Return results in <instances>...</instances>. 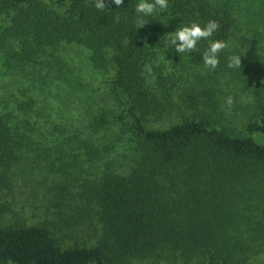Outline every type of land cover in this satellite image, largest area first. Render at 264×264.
<instances>
[{
  "label": "trees",
  "instance_id": "1",
  "mask_svg": "<svg viewBox=\"0 0 264 264\" xmlns=\"http://www.w3.org/2000/svg\"><path fill=\"white\" fill-rule=\"evenodd\" d=\"M63 1L59 10L48 0H0V20L7 19L0 23V60L41 64L47 50L53 53L62 45H75L88 50L95 69L111 66L114 75L109 84L120 112L101 108L87 125L94 138L114 128L130 134L131 166L123 173H104L82 196L101 224L94 245L65 246L43 226L0 227V264H125L175 253L183 260L196 256L205 264H244L253 240L240 229L236 237L232 227L212 223L206 196L209 191L213 196L227 192L225 187L235 178L264 182V82L258 77L249 84L258 95L241 130L225 125L213 98L221 92V82L229 83L227 76L233 81L242 75L226 66L228 56H241L239 48L255 52L248 58L250 72L264 73V0H168L167 10L143 16L147 24L141 28L134 10L139 0H124L121 7L111 4L103 12L94 7V0ZM208 20L220 25L211 39L228 47L219 53L214 71L203 65L190 74L200 84H209L200 87L203 93L190 89L206 97L201 100L203 109L171 122L172 94L183 82L179 72L207 49L208 41L200 40L197 52L178 54L174 46L167 49L168 33L192 22L203 26ZM34 106L30 99L22 108L30 111ZM67 110L76 114L73 107ZM159 122L166 125L150 126ZM16 123L13 113L0 112L4 168L17 161L15 150L27 141ZM78 142L84 143L92 160L113 149L112 144L98 148ZM236 199L225 198L226 206L218 201L217 207L232 210ZM211 210L218 213L215 207ZM206 218L211 220L209 226ZM258 227L264 229V215Z\"/></svg>",
  "mask_w": 264,
  "mask_h": 264
},
{
  "label": "rangeland",
  "instance_id": "2",
  "mask_svg": "<svg viewBox=\"0 0 264 264\" xmlns=\"http://www.w3.org/2000/svg\"><path fill=\"white\" fill-rule=\"evenodd\" d=\"M48 3L59 10L65 4L63 0H48ZM4 21L7 19L0 20V23ZM239 52L241 69L236 70L242 75L233 81L227 76L229 83L221 82V92L213 98L219 112L224 114L225 125L237 130H241L251 116L255 96L258 95L249 85L252 78L260 77L258 79L264 82V73L259 70L250 72L253 67L248 64V58L255 52L245 48H239ZM89 55L88 50L82 47L62 45L53 53L47 50L39 59L41 64L0 60V97L8 101L2 103L0 99V112L13 113L17 121L15 125L27 138L23 147L14 149L17 161L9 168L0 166V227L43 226L65 246L94 245L99 239L101 224L87 210L88 205L82 196L97 184L104 173L117 170L123 173L129 169L132 142L130 134H122L117 128L98 134L96 138L88 129L87 124L96 110L108 107L107 110L114 114L120 112L109 84L114 75L113 68L95 69ZM190 60V65L186 64L183 70H179L180 81L183 82L172 94L174 106L168 113L175 117L171 122L204 107L201 100L206 97L196 95V92L203 93L200 87L207 88L209 84H200L190 75L203 66L202 55H195ZM184 80L188 81L185 83ZM191 86L197 91L191 92ZM228 96L234 98L230 111L225 103ZM30 99L35 101V106L30 111L23 110V103ZM72 107L76 114L71 115L67 110ZM164 125V122H159L150 126ZM68 138H74V142L68 143ZM79 140L91 142L98 148L112 144L113 149L92 160L88 158L84 143H79ZM239 180L235 178L231 186L225 187L227 192L222 190L223 193L217 192L213 196L209 191L206 208L212 221L206 218L205 222L207 226L209 220L232 227L236 237H240L238 229L242 230L246 238L249 235L253 240L249 244L251 252L246 255L249 260L244 264H264V229L258 227L264 215V182L257 181V178H252L250 183L246 182L247 178L241 180L243 182ZM232 197L237 198L232 203L233 209L223 211L225 198ZM218 201L223 208L217 207ZM213 207L220 214L214 213ZM212 227L215 233L216 225ZM218 233L221 234L220 231ZM125 264H205V261L196 256L183 260L175 253L157 259H130Z\"/></svg>",
  "mask_w": 264,
  "mask_h": 264
},
{
  "label": "clouds",
  "instance_id": "3",
  "mask_svg": "<svg viewBox=\"0 0 264 264\" xmlns=\"http://www.w3.org/2000/svg\"><path fill=\"white\" fill-rule=\"evenodd\" d=\"M124 0H94V7L103 12L108 9L111 4L116 7H121ZM169 8L168 0H139L135 5V12L138 14L136 25L137 28H141L147 24L143 19V16H151L157 9L164 11ZM118 22L119 17L115 18ZM220 25L215 20H208L203 26L197 22H192L190 25L183 26L175 29V31L168 33V45L167 49H171L174 46V51L180 53H192L197 52V43L200 40H207V49L201 53L202 63L206 69L215 70L219 66V53L228 47L227 43L219 39H211L213 34L219 29ZM228 68H240L241 69V57L232 55L228 57ZM151 71V69H148ZM227 109L230 111L234 103V98L228 96L225 100Z\"/></svg>",
  "mask_w": 264,
  "mask_h": 264
}]
</instances>
